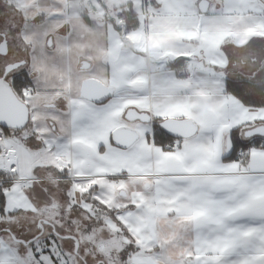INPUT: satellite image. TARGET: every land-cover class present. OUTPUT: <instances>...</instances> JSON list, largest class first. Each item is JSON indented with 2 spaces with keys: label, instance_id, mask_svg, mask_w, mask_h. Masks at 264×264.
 <instances>
[{
  "label": "snow or ice",
  "instance_id": "6c2138e0",
  "mask_svg": "<svg viewBox=\"0 0 264 264\" xmlns=\"http://www.w3.org/2000/svg\"><path fill=\"white\" fill-rule=\"evenodd\" d=\"M189 4L0 0V264H264V0Z\"/></svg>",
  "mask_w": 264,
  "mask_h": 264
},
{
  "label": "crops",
  "instance_id": "0c3cea01",
  "mask_svg": "<svg viewBox=\"0 0 264 264\" xmlns=\"http://www.w3.org/2000/svg\"><path fill=\"white\" fill-rule=\"evenodd\" d=\"M201 1L202 0H199V5H198L200 8H201V6H200V2ZM206 1H208L206 7H208L209 5H212V8L209 9L210 11L212 9H214L215 3L219 2V0H206ZM93 2H95V0H93ZM163 2L165 4H168V0H163ZM196 8H197V0H190L189 7L187 9L183 10L178 15V17L176 19H177V22H178V27L181 30L191 29V28H194V27H196L198 25L199 20L202 18V16L197 13ZM254 15L255 14H253V18H254ZM245 16H247V14H245ZM232 19L233 20H239L240 17H239V15H236V16L232 17ZM260 19H264V13L261 14ZM259 27H260L259 24H256L255 28L247 27V28L244 29V31L246 33L247 32H252V31L256 30V28H259ZM230 30H232L231 26L229 28H226L224 31L227 32V31H230ZM103 58H104V56L101 55V59H103Z\"/></svg>",
  "mask_w": 264,
  "mask_h": 264
},
{
  "label": "rangeland",
  "instance_id": "374dc122",
  "mask_svg": "<svg viewBox=\"0 0 264 264\" xmlns=\"http://www.w3.org/2000/svg\"><path fill=\"white\" fill-rule=\"evenodd\" d=\"M138 1L140 2V0H133V3L136 5H139ZM26 2L27 3H34L35 0H26ZM61 2L68 4L70 2V0H61ZM105 2L108 3L109 5H111L113 3L125 4L126 0H105ZM79 4H80L81 8H83L84 5L88 4V0H79ZM45 10L56 11L58 9L49 8V9H45ZM93 15H96V14H93ZM96 18L98 19V16H96ZM74 23L76 25H81V21H80L79 17H74ZM81 35H83L85 37V43L87 46H91L97 50L98 58L101 59V55L104 56V46H103L104 31L100 28H96V29H93L91 31H89L87 29H82Z\"/></svg>",
  "mask_w": 264,
  "mask_h": 264
},
{
  "label": "water",
  "instance_id": "95a60500",
  "mask_svg": "<svg viewBox=\"0 0 264 264\" xmlns=\"http://www.w3.org/2000/svg\"><path fill=\"white\" fill-rule=\"evenodd\" d=\"M207 2H208V1H206V0H202V1L200 2V6H201V8H205V7L207 6Z\"/></svg>",
  "mask_w": 264,
  "mask_h": 264
}]
</instances>
